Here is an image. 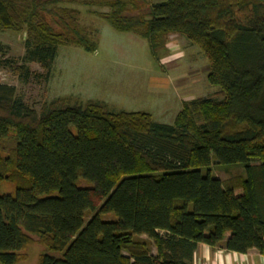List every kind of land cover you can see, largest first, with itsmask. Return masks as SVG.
Returning a JSON list of instances; mask_svg holds the SVG:
<instances>
[{"label":"trees","instance_id":"16d2710c","mask_svg":"<svg viewBox=\"0 0 264 264\" xmlns=\"http://www.w3.org/2000/svg\"><path fill=\"white\" fill-rule=\"evenodd\" d=\"M76 3L92 5L0 0V32L25 37L22 80L33 77L25 63L49 71L58 46L96 50ZM102 4L98 17L145 39L156 62L170 35L197 46L218 91L160 124L62 99L37 114L0 84V184L14 188L0 195V264L26 260L33 243L36 264H192L199 244L264 254V0ZM212 165L243 171L222 181Z\"/></svg>","mask_w":264,"mask_h":264},{"label":"rangeland","instance_id":"374dc122","mask_svg":"<svg viewBox=\"0 0 264 264\" xmlns=\"http://www.w3.org/2000/svg\"><path fill=\"white\" fill-rule=\"evenodd\" d=\"M105 1L90 0L91 6L71 5L79 10L80 25L92 32L96 50L86 52L77 46H58L49 71L36 62L25 63L33 74L27 81L16 71L17 66L24 64V34L0 32V84L14 87L24 104L37 114L44 104L62 99L69 105L102 104L111 113H145L160 124H172L184 102L211 97L218 91L206 82L208 63L197 46L170 35L166 54L156 62L145 39L115 31L98 17V13L109 11L102 4ZM242 171L237 165L210 167L211 176L222 181ZM13 193L11 184H0V195ZM94 202L96 206L100 204L97 198ZM92 215L87 212L85 222ZM113 218L111 214L101 216L102 220ZM149 249L155 253L150 243ZM41 253L42 248L33 243L27 250V259L18 264H36Z\"/></svg>","mask_w":264,"mask_h":264},{"label":"crops","instance_id":"0c3cea01","mask_svg":"<svg viewBox=\"0 0 264 264\" xmlns=\"http://www.w3.org/2000/svg\"><path fill=\"white\" fill-rule=\"evenodd\" d=\"M192 264H264V254L255 249L238 254L199 244L193 254Z\"/></svg>","mask_w":264,"mask_h":264}]
</instances>
